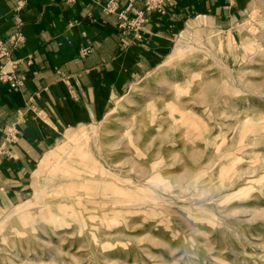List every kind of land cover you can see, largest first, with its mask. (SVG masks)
I'll list each match as a JSON object with an SVG mask.
<instances>
[{"label":"rangeland","instance_id":"obj_1","mask_svg":"<svg viewBox=\"0 0 264 264\" xmlns=\"http://www.w3.org/2000/svg\"><path fill=\"white\" fill-rule=\"evenodd\" d=\"M69 133L96 169L63 213L49 178ZM0 264H264V0L178 35L100 122L67 131L0 218Z\"/></svg>","mask_w":264,"mask_h":264},{"label":"crops","instance_id":"obj_2","mask_svg":"<svg viewBox=\"0 0 264 264\" xmlns=\"http://www.w3.org/2000/svg\"><path fill=\"white\" fill-rule=\"evenodd\" d=\"M109 1L112 13L104 11ZM249 1L172 0L161 13L145 0H0V68L24 79L20 88L0 80V218L29 198L32 173L67 131L100 122L169 56L178 35L228 29ZM135 12L141 28H121L118 15Z\"/></svg>","mask_w":264,"mask_h":264},{"label":"bare ground","instance_id":"obj_3","mask_svg":"<svg viewBox=\"0 0 264 264\" xmlns=\"http://www.w3.org/2000/svg\"><path fill=\"white\" fill-rule=\"evenodd\" d=\"M75 133L74 134H72V133L67 134V136H69V140H71V143H72V150L67 152L62 157V159L57 163V165L55 164L56 166L54 167L53 171H51L50 178H49L50 181L53 182L52 183V188H54V190H53L54 191V195L53 196L55 198H59V203H64V202H68L69 203V205L66 204V203L62 204L63 206L61 208H59V210L61 212H63V213H65L69 209H72V208H74L76 206V204L70 202V198H69L70 190L72 188H76L77 187V188L84 189V192H86L85 190L87 188H89V186L91 185L89 183L90 181H89L88 177H91V175L93 173V169L94 168L96 169V166L94 167V166L91 165V164L94 163V156H93L92 152L90 151V149L88 148V144H85V143H82L81 141H79L80 139H77L75 137ZM78 137L82 138L81 136H78ZM95 164H97V163L95 162ZM83 182H85V184H83ZM108 187H110V186H108ZM82 189H80V190H82ZM111 191H109V192H111ZM100 192H102V191H100ZM71 193H73V192L71 191ZM102 194H104V193H102ZM101 197H102V199H104L106 196L105 197L101 196ZM95 198H96V196H95ZM80 205H81V203H80ZM57 206H59V205L57 204ZM44 209L47 210V208H44ZM46 210H45V212H46ZM87 211H89V210H87ZM37 212L41 213L40 210L37 211ZM16 213L20 214L19 216H22V217H20V221L21 220L22 221L25 220L24 217H23L24 215H21V211L20 210L16 211ZM62 215H64V214H62ZM64 217H66V216L64 215ZM74 217H76V216H74ZM80 218H81V215H80ZM42 220H43V218H42ZM49 221H51L50 222L51 224L56 225V226H59L61 224V221L58 218H55V217H53L51 215H50ZM81 222H83L82 219H81ZM23 224L25 225L24 222H23Z\"/></svg>","mask_w":264,"mask_h":264},{"label":"built area","instance_id":"obj_4","mask_svg":"<svg viewBox=\"0 0 264 264\" xmlns=\"http://www.w3.org/2000/svg\"><path fill=\"white\" fill-rule=\"evenodd\" d=\"M172 0H145V9L148 11H158L161 13L165 12V6ZM115 7V3L113 1L107 2V4L104 6V11L107 13H112ZM118 17L122 20L120 27L123 29H129L134 32L139 30L141 28V25L143 23V16L141 12H135L132 17L125 16V14H119ZM22 40V35L20 32H18L15 36L11 37L12 44L17 43L18 41ZM81 54H87L89 53V49H83L80 52ZM7 52H5L4 48H1L0 50V57L6 56ZM31 57L27 58V63H30ZM0 80L4 82H8L9 86L11 88H20L23 86L24 79H16L13 74L3 72V68H0ZM6 137L9 138L10 141H12L15 136L12 133L11 129H8L6 131Z\"/></svg>","mask_w":264,"mask_h":264}]
</instances>
